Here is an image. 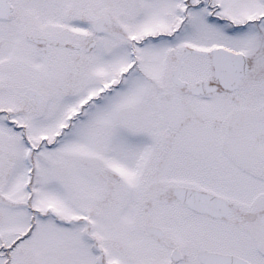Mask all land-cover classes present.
Returning a JSON list of instances; mask_svg holds the SVG:
<instances>
[{"label":"snow or ice","instance_id":"1","mask_svg":"<svg viewBox=\"0 0 264 264\" xmlns=\"http://www.w3.org/2000/svg\"><path fill=\"white\" fill-rule=\"evenodd\" d=\"M0 264H264V0H0Z\"/></svg>","mask_w":264,"mask_h":264}]
</instances>
